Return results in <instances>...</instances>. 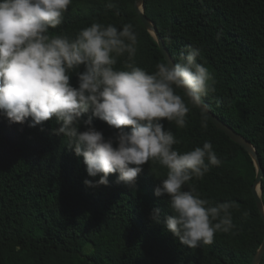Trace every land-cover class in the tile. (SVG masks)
I'll return each instance as SVG.
<instances>
[{
    "label": "trees",
    "instance_id": "1",
    "mask_svg": "<svg viewBox=\"0 0 264 264\" xmlns=\"http://www.w3.org/2000/svg\"><path fill=\"white\" fill-rule=\"evenodd\" d=\"M134 4L73 0L63 23L50 33L75 38L93 22L118 30L130 23L138 37L135 65L152 73L167 61ZM144 9L175 62L186 46L200 49L197 62L208 68L215 89L205 103L255 145L264 168V0H145ZM126 56L118 58L117 69ZM70 83L78 87L75 71ZM189 107L185 128L166 119L161 123L181 141L174 145L180 152L211 142L221 164L190 184L210 206L235 203L231 231L217 232L211 244L182 245L164 223L152 219L155 208L162 210V221L169 211V197L155 195L167 169L150 161L134 185L111 174L108 185L89 187L85 180L100 177L89 176L67 138L54 133L60 127L55 119L30 127V118L10 123L0 111V264H250L264 239V219L252 192L256 165L208 117L202 127L201 110ZM92 120L106 139L115 135L105 121Z\"/></svg>",
    "mask_w": 264,
    "mask_h": 264
},
{
    "label": "clouds",
    "instance_id": "2",
    "mask_svg": "<svg viewBox=\"0 0 264 264\" xmlns=\"http://www.w3.org/2000/svg\"><path fill=\"white\" fill-rule=\"evenodd\" d=\"M72 2L0 0V111L10 123L30 118V127L55 119L60 127L54 133L67 138L89 176L100 177L85 180L89 187L108 185L111 174L134 185L150 161L167 169L155 195L169 197V211L162 221V210L153 209V221L164 223L186 247L213 243L217 232L234 227L231 210L236 205L210 206L190 182L202 180L221 161L209 141L186 152L175 149L181 141L161 123L166 119L185 128L191 105L201 110V125L207 128L204 97L215 89L208 68L197 62L200 49L186 46L179 62L158 63L149 73L135 65L138 37L130 23L118 30L93 22L75 38L51 34ZM125 54L123 68L117 69ZM81 66L84 70L77 71ZM74 71L78 87L70 83ZM93 116L116 130L115 135L106 139L93 126Z\"/></svg>",
    "mask_w": 264,
    "mask_h": 264
},
{
    "label": "water",
    "instance_id": "3",
    "mask_svg": "<svg viewBox=\"0 0 264 264\" xmlns=\"http://www.w3.org/2000/svg\"><path fill=\"white\" fill-rule=\"evenodd\" d=\"M145 0H135V10L139 15L141 21L147 28V30L154 36L156 39L164 57L167 62L172 61L176 63L174 58L172 57L169 49L167 48L164 39L162 38L161 34L159 33L158 28L156 27L155 23L146 15L144 9ZM207 117L222 131H224L228 136H230L234 141L242 145L252 156L254 163L256 165L257 173L254 183L252 185V192L255 197L256 204L258 209L264 219V200L262 198V180L264 178V168L261 164V160L259 154L257 152V148L253 143L247 139L242 133L235 130L230 124L225 122L221 119L218 115H216L213 111L209 108L207 109L206 113ZM264 256V239L255 252L252 261L250 264H259Z\"/></svg>",
    "mask_w": 264,
    "mask_h": 264
},
{
    "label": "rangeland",
    "instance_id": "4",
    "mask_svg": "<svg viewBox=\"0 0 264 264\" xmlns=\"http://www.w3.org/2000/svg\"><path fill=\"white\" fill-rule=\"evenodd\" d=\"M0 207H1V203H0ZM94 242H95V240H94Z\"/></svg>",
    "mask_w": 264,
    "mask_h": 264
}]
</instances>
